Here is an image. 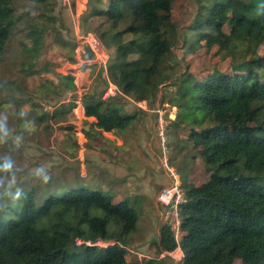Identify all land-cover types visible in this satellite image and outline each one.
Here are the masks:
<instances>
[{
	"label": "trees",
	"instance_id": "trees-1",
	"mask_svg": "<svg viewBox=\"0 0 264 264\" xmlns=\"http://www.w3.org/2000/svg\"><path fill=\"white\" fill-rule=\"evenodd\" d=\"M173 1L106 0L99 6L89 0V18L108 22L97 36L115 47L107 76L137 100L152 102L158 86L170 79L161 66L166 56L176 61L171 52L178 39ZM207 1L198 5L190 34L180 42L191 43L190 37L193 45L202 38L219 46L247 42L251 55L228 70L213 68L201 79L186 70L174 80L179 94L174 105L181 108L175 127L188 124L185 138L199 150L208 174L199 184L181 180L182 264H264V52H255L264 46V0ZM15 20L14 0H0V59ZM35 33L30 28L27 34ZM126 34L131 37L124 39ZM101 77V90L80 96L83 114L95 118L93 126L100 132L124 130L136 114L124 111L122 95L101 99L106 86ZM68 81L72 92L74 84ZM72 99L70 108L75 107ZM0 201V264H132L125 246L138 214L126 198L114 201L107 192L78 184L61 186L40 200L33 189H20ZM77 238L114 243L76 246ZM153 244L157 254L176 247L167 224L159 227ZM144 264L161 263L151 258Z\"/></svg>",
	"mask_w": 264,
	"mask_h": 264
},
{
	"label": "rangeland",
	"instance_id": "rangeland-1",
	"mask_svg": "<svg viewBox=\"0 0 264 264\" xmlns=\"http://www.w3.org/2000/svg\"><path fill=\"white\" fill-rule=\"evenodd\" d=\"M87 1L85 8L77 9L79 29L81 32L87 28L95 30L96 33L90 31L106 52L108 67L116 60L115 47L107 46L97 36L108 22L104 17L89 18L91 8ZM93 1L99 6L107 3L106 0ZM207 2L173 1L171 18L176 24L178 39L173 42L171 52L176 61L166 56L161 66L170 79L158 86L154 100L147 102V111L123 101L124 111H134L136 119L124 130L103 135L81 116L80 110L75 111V107L61 108V115L59 110H54V116L49 113L65 99L75 97L76 100L85 92L82 88L86 89V64L94 63L93 55L87 51L83 57L75 54L74 3L68 9L61 0H48L46 4L36 0H14L16 20L0 59V125L3 127L0 131V200L7 193L20 189H33L36 200H40L43 194L61 186L78 184L107 192L114 201L126 198L138 214L136 228L125 246L127 260L132 264H144L148 259H157L153 241L167 219L156 198L170 178L162 162L164 155L155 130L157 113L151 110L158 108L167 118V107L163 104L172 106L178 99L174 80L182 72L189 70L201 79L213 68L228 70L231 63H241L251 55L247 42H225L219 46L208 44L202 38L193 45L192 37L191 43L180 42L190 34L188 28L198 5ZM102 22V28H98ZM30 28L37 33L28 35ZM122 28L120 24L117 29ZM130 37L126 34L124 39ZM27 48L29 51L25 50ZM81 49L80 45L79 52ZM255 52L262 54L264 46L259 45ZM79 63L82 65L78 66ZM94 65L98 72L87 91L94 86L102 88L100 66ZM68 78L75 87L71 95H66ZM174 106L179 113L181 108ZM39 115L43 116L42 120L38 119ZM178 121L175 117L165 128L168 137L165 157L179 175L180 182L190 178L199 184L208 178L204 161L199 150L185 138L188 124L175 127ZM89 129L90 134H86ZM5 162L10 163L11 168L3 169ZM159 261L173 264L169 257L157 259ZM234 264L240 262L237 260Z\"/></svg>",
	"mask_w": 264,
	"mask_h": 264
},
{
	"label": "built area",
	"instance_id": "built-area-1",
	"mask_svg": "<svg viewBox=\"0 0 264 264\" xmlns=\"http://www.w3.org/2000/svg\"><path fill=\"white\" fill-rule=\"evenodd\" d=\"M62 4L66 6L68 9H71V3H74L75 5V13L76 16H72V21H73V26H74V34L76 36L77 40V47L74 49L75 54H79L80 57L85 56V52L87 51L88 53H91L93 56L94 63L100 66L102 68V76L106 80V86L104 87L102 94H101V99L105 100L111 97H115L117 95H122L129 103L132 105L138 107L141 110L147 111V101L145 100H137L134 99L132 96L126 95L121 92V90L117 87V85L111 81L108 76H107V67H106V59H107V54L102 48L101 44L97 40V38L94 36L93 32L87 30L85 32H81L79 29V23H78V13L77 9L79 7L85 8V5L88 4L87 0H61ZM82 46L81 51L79 52L78 47ZM79 52V53H77ZM74 58L73 60H75ZM85 61V59H82ZM81 60V61H82ZM77 61V60H75ZM75 61L73 63H75ZM82 64L79 63L78 66H81ZM74 68V67H73ZM77 78L78 75H75ZM76 85V84H75ZM77 86V85H76ZM79 86H77L78 88ZM80 99L77 98V103L74 110L76 111L78 108V104H80ZM164 106L167 107V118L163 117L164 113L163 111H160V109L155 108L152 109L151 111H155L157 113V119H156V134L157 137L159 138L160 145L163 151L164 158L162 160L163 165L165 166L170 182L168 185L164 186L160 192L157 195V201L163 206V211L162 214L165 216L167 221H165L164 224H167V226L170 227V230L172 231L174 240L176 242V247L172 251H163V253H159L157 255V259H162V258H171L173 261V264H182L183 260V253L180 247V242L182 239L183 231L181 230L180 227V216L178 213V205L180 202L183 200V190L181 188V182L179 175L177 172L174 171L172 167L168 165L167 158L165 157L167 152H166V143H168V137L165 134V128L168 123H170L172 120L175 119L174 116H176V107L174 105L169 106L168 103H164ZM83 109V106L82 108ZM82 113V112H81ZM114 243L113 241L110 240H103V239H97L96 241H90V240H82L80 238H77L75 240V245H96L99 247H104L108 244ZM127 250V247H126Z\"/></svg>",
	"mask_w": 264,
	"mask_h": 264
},
{
	"label": "crops",
	"instance_id": "crops-1",
	"mask_svg": "<svg viewBox=\"0 0 264 264\" xmlns=\"http://www.w3.org/2000/svg\"><path fill=\"white\" fill-rule=\"evenodd\" d=\"M87 65V68H86V70H85V85H86V89H84V87L82 88L83 90H85V92L87 91V88H88V85L92 82L93 83V78L96 76V71H97V69H95L96 67H95V65H94V63H87L86 64ZM59 71V70H58ZM98 72V71H97ZM84 84H82V85H84ZM102 87H103V84H102ZM94 89L93 90H89L88 89V91L89 92H91V91H96L97 89H99V90H101L102 88H100V87H98V86H94L93 87ZM84 92V93H85ZM66 95H71V92H67L66 93ZM79 99H80V97H79ZM73 101V99H65L64 101H62L61 103H59V104H57L56 106H54V107H52L50 110V115H52V114H55V113H53V112H55L54 110H59L60 111V113H59V115H61L62 114V109H64V110H68L69 109V107H68V105L71 103ZM80 101V104H78V106H77V110H80L82 113H81V116H83L85 119H87L88 121H89V124H91V125H93V123H94V121H95V118L94 117H86V116H84V114H83V109H81L82 108V104H81V100H79ZM74 102L75 103H77V99L76 100H74ZM75 106H76V104H75ZM62 108V109H61ZM72 113V110H70V112L68 113V118H69V116H70V114ZM59 123H62V122H59ZM96 130H98L95 126H93ZM86 129H87V127H86ZM101 133L103 134V135H106V134H110L111 132H104V131H101ZM156 197V196H155ZM154 197V198H155Z\"/></svg>",
	"mask_w": 264,
	"mask_h": 264
},
{
	"label": "clouds",
	"instance_id": "clouds-1",
	"mask_svg": "<svg viewBox=\"0 0 264 264\" xmlns=\"http://www.w3.org/2000/svg\"><path fill=\"white\" fill-rule=\"evenodd\" d=\"M0 131H3V127H2V125H0ZM11 164L10 163H8V162H5L4 163V165L2 166L3 167V169H8V168H11Z\"/></svg>",
	"mask_w": 264,
	"mask_h": 264
}]
</instances>
